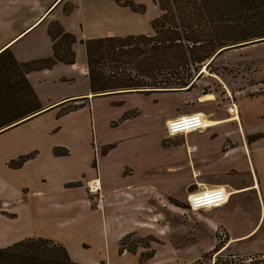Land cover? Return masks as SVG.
<instances>
[{"label":"crops","instance_id":"obj_1","mask_svg":"<svg viewBox=\"0 0 264 264\" xmlns=\"http://www.w3.org/2000/svg\"><path fill=\"white\" fill-rule=\"evenodd\" d=\"M133 1L145 4L146 11H133L116 0H0L1 59L9 54L20 65L52 56V22L75 38L69 46L72 63L56 60L49 68L24 74L38 104L34 111L23 113L27 107L22 97L17 99L20 85L0 80V248L43 237L64 246L75 262L128 264L131 259L136 264L143 249L119 253V240L130 232L154 233L159 243L147 263L165 264L162 254L172 250L171 264H181L184 247L167 235L171 225L162 221L166 214L153 213L151 204L167 197L185 198L187 203L189 194L220 187L228 192L222 205L187 207L211 210L201 226L213 231L220 226L231 236L220 251L243 246L246 252H263L264 244L247 241L264 235V92L238 99L237 113L226 110L225 116L198 107L211 104L214 95L191 90L193 79L184 87L151 92L91 91L85 40L152 34V0ZM103 99L113 109L107 119L92 113ZM144 100L153 110L143 112L134 103ZM246 103L248 110L241 108ZM194 113L202 115L204 127L168 134V120ZM47 114L56 122L52 133L64 129L66 136L42 146L36 133L22 127H38L36 122ZM229 129L240 141L222 150ZM246 136L254 139L247 143ZM20 156L29 157L10 165ZM237 158L243 160L242 167L234 164ZM235 173H244L236 184L231 180ZM90 180L100 187L98 205L86 192ZM245 192L251 193L238 196ZM214 211L220 215L211 219ZM173 213L175 219L182 217Z\"/></svg>","mask_w":264,"mask_h":264},{"label":"trees","instance_id":"obj_2","mask_svg":"<svg viewBox=\"0 0 264 264\" xmlns=\"http://www.w3.org/2000/svg\"><path fill=\"white\" fill-rule=\"evenodd\" d=\"M206 1L153 0L161 13L150 21L151 35L129 34L85 40L87 75L91 91L98 94L117 90L151 92L161 88H180L188 85L189 81L192 80L190 78L185 82L184 80H178L175 83H164L166 85H161L159 78L168 68L177 67L181 64L196 65L209 59L214 52V42L218 47L220 46L218 53L225 51L227 49L223 48L227 46L225 41L229 40H226L227 38H224V35L221 37L224 29L220 25L221 30L216 33L218 39L212 42L213 47L210 51L204 55L193 56V49L196 46L211 42L210 39H207L210 36L206 34L212 32L210 30L212 26H209L212 23L211 21H222L227 29H236L228 24L232 20L230 15L233 13L234 16L239 13L237 19L240 22L238 23L240 36L231 39L230 44L243 43L250 38H264V0H227L232 1L227 2L229 5L228 10L226 11V3L224 7L222 6L221 9L217 10L216 19H213V15L207 11ZM122 5L130 7L131 10L136 12H143L144 10V5H137V9L131 0H125ZM208 26L210 28L206 29ZM196 28L200 30H196ZM48 34L53 41L52 56L19 65L23 72V83L26 85L31 98L32 93L30 94L24 76L26 72L49 68L56 60L64 63L74 61L73 52L69 47L75 41L74 36L65 32L57 22L50 24ZM202 35L206 39L202 38ZM188 44L191 46H188ZM169 55H176L175 60L174 57L170 59ZM4 56L10 55L4 54ZM6 83L13 84V81L6 78ZM24 103L27 107L23 112L24 114L38 108V104L33 101V98L31 102L25 100L23 105ZM27 157L29 156H20L16 162L11 161L10 163L20 165ZM133 234V232L127 233L119 240V253L123 251L125 240ZM129 252L134 253L135 251L129 250ZM143 255H140V262L141 258L147 259L151 256V254H145L144 257ZM0 264L83 263L73 261L64 246L58 242L43 237H33L0 248ZM100 264L104 263L101 262Z\"/></svg>","mask_w":264,"mask_h":264},{"label":"rangeland","instance_id":"obj_3","mask_svg":"<svg viewBox=\"0 0 264 264\" xmlns=\"http://www.w3.org/2000/svg\"><path fill=\"white\" fill-rule=\"evenodd\" d=\"M124 1L125 0H119L117 1V3L122 5ZM131 2L137 9V5L141 4L135 3L133 0H131ZM227 2L230 3L232 1H206L207 11L211 15H213V19L217 18V10L221 9L220 7L222 6L224 7ZM228 3L226 5V11L229 7ZM142 5H144V10L140 13H144L147 8L145 4ZM153 5L155 6V8L152 7ZM149 6L151 7V11L149 14L153 15V18L158 17L161 11L158 8L157 4H155L152 0ZM238 16L239 13L236 16H234V13L230 15V19L232 18V20L229 21L228 24L230 26H234L236 28L234 30L227 29L224 25V22L222 21H211L212 23H210L209 26H212V28H210L209 26L206 28H210V30L212 31L211 33H206L208 36H210L207 39H210L211 42H205L201 45L196 46L195 49H193V56L197 57L200 55H204L208 51H210L211 47H213L212 42L218 39L216 37V33L221 30L220 25H222V29H224L223 33L221 34V37H223L224 35V38H227L226 40H229L225 41V44H227V46L223 47L227 48L225 51H221L220 53H218L220 51V46L218 47L217 44L214 42V52L212 54L213 59L210 62H207V59L202 61L200 64L196 65L181 64L177 67L174 66L172 68H168L165 73L163 72V74L159 78V80H161V85H166L164 83H175L178 80H184L185 82L188 81L189 78L193 79L191 83L189 81L190 84H192L193 82V87L191 88V90L196 91L197 89V94L211 92L214 95V100L211 101V104H202L198 107L202 108L205 112H210L214 114L218 112L225 113V116L228 115V107L231 106V103H234L236 105L238 99L242 97L253 98L258 94H262L264 92V38H261L260 40L250 38L248 39L250 41L246 40V42L243 43H238L234 45L230 44L231 39H235L236 37L240 36L238 27V23L240 22L237 19ZM216 28L218 29L215 31ZM196 30L200 29L196 28ZM150 33H152V29ZM202 38L206 39L204 35H202ZM188 46L191 45L188 44ZM177 48L180 49L179 47ZM175 56L176 55H169L168 57L170 59L174 57L173 59L175 60ZM9 57L10 56H4L2 57V59L0 58V80L3 83L5 82L3 78H7L9 80L11 79V81H13V84L16 83L17 86L20 85L21 96L19 95V91H17V99L22 97L24 102L25 100L31 102L32 98L29 96L28 89L23 83L22 68L19 65H16L12 61V58ZM208 63L210 64L207 65ZM204 65L208 73L203 72L202 74H200L201 69ZM14 78L16 79L14 80ZM10 98V101L12 103L13 97L10 96ZM106 103L107 99L97 101V103L93 107L94 109L92 108V113L95 110L97 114L98 112H100L101 116L107 119L113 112V109L109 107ZM134 103H138V107L143 112H150V110H153L154 108V105H151L147 100ZM64 108L66 109L68 107ZM241 108H243L244 110H248L250 106L248 103H246L244 105L242 104ZM55 123L56 122L52 114H47L36 122V124H38V127L30 128L29 125H25L22 127V129L33 131L34 133H36L40 141L43 143L42 146H44L59 137L66 136V134H64L66 133V130L64 129L61 130L58 134L52 133V130L56 127ZM137 123L142 124V121H137ZM225 133L226 134L223 139L224 141L220 146L222 150L226 149L229 146L237 145V143H239L240 141V139L238 140V138L234 137L233 131L231 129L226 130ZM252 139H254V136H246L247 143L249 142L248 140ZM217 143V140L216 142L213 141L212 147ZM234 164L242 167L243 160L237 158ZM10 165L12 164L10 163ZM239 175L244 176V173L232 174L231 180L233 181V183L236 184L238 181H240ZM247 183L249 182H239L237 186L242 187L244 185H247ZM250 193L251 192H245L239 194L238 196L244 197ZM93 203L97 205L96 201H92V204ZM151 205L153 213L163 212L166 214V218H163L162 221L166 225H168V223L169 225H171V228L169 227V229H167L170 231L169 233H167V235H169L174 241H176L177 245L184 247L182 251V257L180 256L181 264H264V251L246 252L244 249H242L243 246H235L231 248L226 247V249L220 251V249L226 245L231 236H229L226 233L225 229L220 226H217L215 231H213L211 228L205 230V228L201 226V221L206 219L208 214L210 215L211 210L191 211L187 207L188 204L186 203L185 198L183 199L179 197H167L166 200L162 202H158L155 200V202ZM175 211L179 212L182 217H177L175 219L173 217L175 215V213L173 212ZM219 215V212L215 213L214 211L212 212V216H210V218L215 219ZM253 242H259L261 243V245H263L264 235L258 234L247 241V243ZM158 243V235H155L154 233H146L140 235L134 233L125 240L123 245V251L129 252V250H134L136 252L139 249H143L140 255L151 254L152 256L155 252V246H158ZM173 255L174 251L172 250L164 252L162 256L167 257V261L163 262H165V264H171L172 262H174ZM145 261L146 259L141 258V262L139 261V263L136 264H148L147 261ZM128 264H134V261L129 259Z\"/></svg>","mask_w":264,"mask_h":264},{"label":"built area","instance_id":"obj_4","mask_svg":"<svg viewBox=\"0 0 264 264\" xmlns=\"http://www.w3.org/2000/svg\"><path fill=\"white\" fill-rule=\"evenodd\" d=\"M228 112L231 114L237 113V108L234 103L228 107ZM186 122V123H185ZM204 119L200 113L179 116L166 122V131L168 134L174 135L181 132H191L204 127ZM99 185L95 180L87 182L86 192L90 195L92 201L99 203ZM228 199V192L223 188H214L202 190L197 193H192L187 196V204L190 209L198 210L202 208L218 207Z\"/></svg>","mask_w":264,"mask_h":264},{"label":"bare ground","instance_id":"obj_5","mask_svg":"<svg viewBox=\"0 0 264 264\" xmlns=\"http://www.w3.org/2000/svg\"><path fill=\"white\" fill-rule=\"evenodd\" d=\"M203 72H207V69L205 67V65L203 66V68L201 69V73ZM205 97H208V98H212V94H207ZM238 118V115H233V119H237ZM232 119V118H231ZM204 123L206 124V121H204ZM231 194V193H230ZM227 201V200H226Z\"/></svg>","mask_w":264,"mask_h":264},{"label":"water","instance_id":"obj_6","mask_svg":"<svg viewBox=\"0 0 264 264\" xmlns=\"http://www.w3.org/2000/svg\"><path fill=\"white\" fill-rule=\"evenodd\" d=\"M257 40H260V39H257ZM255 41H256V40H255ZM216 52H217V51H216ZM216 52H215V53H216ZM215 53H214V54H215ZM212 56H213V55H212ZM212 56H211V57H212Z\"/></svg>","mask_w":264,"mask_h":264},{"label":"snow or ice","instance_id":"obj_7","mask_svg":"<svg viewBox=\"0 0 264 264\" xmlns=\"http://www.w3.org/2000/svg\"><path fill=\"white\" fill-rule=\"evenodd\" d=\"M186 123V122H185Z\"/></svg>","mask_w":264,"mask_h":264}]
</instances>
